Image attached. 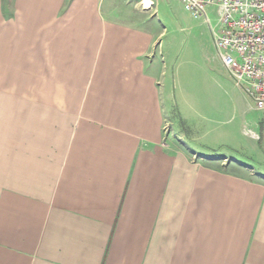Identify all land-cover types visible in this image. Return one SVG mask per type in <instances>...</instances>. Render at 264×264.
Masks as SVG:
<instances>
[{
  "label": "crops",
  "instance_id": "1",
  "mask_svg": "<svg viewBox=\"0 0 264 264\" xmlns=\"http://www.w3.org/2000/svg\"><path fill=\"white\" fill-rule=\"evenodd\" d=\"M130 4L0 0V264H264V179L195 159Z\"/></svg>",
  "mask_w": 264,
  "mask_h": 264
},
{
  "label": "rangeland",
  "instance_id": "2",
  "mask_svg": "<svg viewBox=\"0 0 264 264\" xmlns=\"http://www.w3.org/2000/svg\"><path fill=\"white\" fill-rule=\"evenodd\" d=\"M151 1V11L145 7L141 11L144 14L131 10L132 4L124 10L146 17L145 26L163 33L158 39L161 43H173V50L164 53L163 72L173 108L184 111L183 120L173 115L174 126L186 135L187 146L202 154L196 155V160L262 182L264 117L217 56L213 42L217 27L215 10L207 9V23L194 19L180 0ZM174 83L178 87L173 89ZM188 109L200 112L195 115ZM208 109L220 111L210 114ZM239 109H244L252 121L243 122Z\"/></svg>",
  "mask_w": 264,
  "mask_h": 264
},
{
  "label": "built area",
  "instance_id": "3",
  "mask_svg": "<svg viewBox=\"0 0 264 264\" xmlns=\"http://www.w3.org/2000/svg\"><path fill=\"white\" fill-rule=\"evenodd\" d=\"M180 1L194 19L207 23V9L215 10L217 56L264 117V0Z\"/></svg>",
  "mask_w": 264,
  "mask_h": 264
}]
</instances>
